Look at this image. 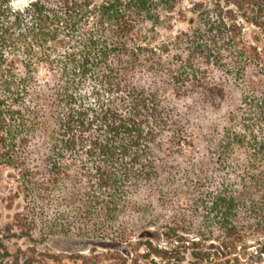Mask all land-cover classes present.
Listing matches in <instances>:
<instances>
[{
    "label": "trees",
    "instance_id": "16d2710c",
    "mask_svg": "<svg viewBox=\"0 0 264 264\" xmlns=\"http://www.w3.org/2000/svg\"><path fill=\"white\" fill-rule=\"evenodd\" d=\"M19 1L0 0L6 241L238 263L264 238V0ZM75 258L0 238V264Z\"/></svg>",
    "mask_w": 264,
    "mask_h": 264
},
{
    "label": "rangeland",
    "instance_id": "374dc122",
    "mask_svg": "<svg viewBox=\"0 0 264 264\" xmlns=\"http://www.w3.org/2000/svg\"><path fill=\"white\" fill-rule=\"evenodd\" d=\"M27 0H20L17 4L23 5ZM185 26L177 24L176 29H184ZM15 192V181L11 177V172L0 169V238L5 241L11 252L17 249H34L44 255H66L68 257L82 256L81 260L70 261V264H162L160 261L154 258L142 259L135 256H129L123 261H108L104 258L109 246H100L99 243H91L87 240L76 239L72 237L62 236H49L43 237L40 234H33L30 237H15L8 238V234L4 231L5 225L10 221L9 216L14 214L13 209L16 205H21V201L13 199ZM12 199V201H11ZM14 200V202H13ZM11 208V209H10ZM163 245V243H160ZM209 252L213 251L215 243L210 242ZM207 244V245H208ZM264 246V238L248 237L245 239L243 246L239 248L241 253H244L243 257L239 259L238 263L231 261L227 264H264V253L258 257L257 251ZM208 247V246H207ZM94 248L95 253L90 249ZM143 253V252H141ZM215 257V256H214ZM216 259V257L214 258ZM213 259V260H214ZM183 264H190L188 257Z\"/></svg>",
    "mask_w": 264,
    "mask_h": 264
}]
</instances>
